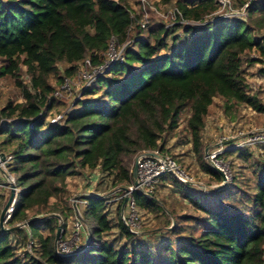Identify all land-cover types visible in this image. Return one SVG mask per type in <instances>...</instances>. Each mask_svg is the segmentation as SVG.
<instances>
[{
    "label": "trees",
    "instance_id": "1",
    "mask_svg": "<svg viewBox=\"0 0 264 264\" xmlns=\"http://www.w3.org/2000/svg\"><path fill=\"white\" fill-rule=\"evenodd\" d=\"M161 3L175 4L185 20L198 25L159 24L149 30L136 26L126 61L86 89L61 122L46 125L48 114L61 103L49 97L64 78L76 75L86 58L99 64L112 35L126 39L133 4L131 0H0V76L14 78L23 98L0 109V152L13 157L8 171L17 189L7 225H25L12 231L0 227V264H264V168L248 198V213L220 201L212 204L208 193L226 192L229 187L205 193L172 174L162 176L159 183L171 181L204 218H184L195 223L199 234L192 232L180 243L163 246L160 260L140 235L129 232L120 216L117 227L126 243L117 247L107 240L115 225L107 214V199L96 194L83 197L82 218L89 232L84 250L66 257L57 254L58 229L62 227L65 238L75 213L68 178L99 170L112 177L114 188L128 187L134 182L136 158L142 152L166 155L168 139L179 131L188 111L183 132L191 138L202 171L222 182L205 159L203 142L215 99L225 101L227 115L235 104L264 113L243 72L251 53L264 57V34H259L264 30V1L253 2L246 19L216 14L218 0ZM258 14L255 28L251 22ZM23 69L27 85L21 81ZM144 77L133 87V80ZM53 78L58 79L56 87ZM45 109L47 116H40ZM158 192V187L149 197L136 192L139 210L164 211ZM176 227L170 233L181 234ZM24 229L31 250L19 254L12 237Z\"/></svg>",
    "mask_w": 264,
    "mask_h": 264
},
{
    "label": "rangeland",
    "instance_id": "2",
    "mask_svg": "<svg viewBox=\"0 0 264 264\" xmlns=\"http://www.w3.org/2000/svg\"><path fill=\"white\" fill-rule=\"evenodd\" d=\"M257 1L260 2L261 0ZM245 2L246 0H232L234 10H241ZM131 3L135 5L137 0H131ZM258 16L259 14L251 22V25L255 28H257L255 20H257ZM158 25L155 22L152 27ZM259 34H264L263 27L259 31ZM171 43L170 37L168 40L169 46H171ZM2 65L3 61L0 60V68ZM262 70H264V57H261L257 52L251 53L248 62L244 65L243 72L246 75L250 93L257 96L264 105V74L261 72ZM145 79L144 77L133 80V87H137ZM21 81L26 85L29 83V78L24 69L22 70ZM51 83L56 87L58 85V79L53 78ZM10 100H23L22 89L14 78L0 76V109ZM70 107L71 103L61 102L49 114L46 125L61 122L63 116L71 110ZM188 117L189 113L185 111L179 131L176 135H171L168 139L165 153L176 160L180 168L191 178L190 182L196 186L197 191L208 193L213 189L222 190L229 187L226 192L208 193L209 199L213 202L212 204L218 205L220 201L234 210L248 213L251 206L248 198L255 192L257 175L264 168V144L247 145L239 149L237 146L232 147L230 145L245 142L253 132L264 131V113L257 112L244 104H235L227 115L225 113V101L221 98L215 99L206 121V128L203 131V142L206 148L205 151L207 149L224 146V148H230L234 152L233 154H225L224 156L225 164L227 169L230 170L232 177L229 183L218 181L217 178L202 171L200 162L193 151V146L190 142L191 138L186 132H183L187 126ZM222 140L226 143H222ZM240 149L243 150L244 155H241ZM8 174L11 175L7 173L4 177L0 172V216L11 194L12 184L10 185V182L12 179L8 177ZM93 176L96 178H93ZM11 177L14 178L12 175ZM222 185L225 186L221 187ZM156 187L159 189L157 193L158 200L164 202L161 205H163L165 210L162 212L141 211L140 238L153 253L154 258L160 260V252L163 246L180 243V238L186 237L192 232L195 235L199 234V231L196 232L195 230V223L190 220H184V218L201 219L204 218V214L192 203L187 201L184 193L178 190L171 181L168 180L159 183ZM67 189L70 194L72 207H74V199L89 196L88 194H99L105 197L110 196V203L107 204V214L115 225V228L112 233L106 235V238L110 242L115 243L117 247H121L126 243L125 236L121 234L117 227L119 222L118 204L111 202L115 198L114 191L116 190L112 185L111 176L102 175L99 170L93 172L82 171L79 175L68 178ZM15 190L17 192L16 188ZM172 213L176 219L172 217ZM74 217L75 213L69 220L70 228L68 229V234L63 239L70 238L75 222ZM36 218L37 220H41L39 218L42 217L39 216ZM174 226H177V231L181 234L174 235L170 233ZM22 227L24 226L22 225ZM45 234L47 235L48 232H45ZM60 237H62V232L60 233ZM28 239L25 229L19 235L12 237V243L19 254H24L27 251L30 252L31 244L28 242ZM78 242H82L83 245L89 242L87 228H85L82 239ZM65 247L68 251L75 250L72 243L66 244Z\"/></svg>",
    "mask_w": 264,
    "mask_h": 264
},
{
    "label": "built area",
    "instance_id": "3",
    "mask_svg": "<svg viewBox=\"0 0 264 264\" xmlns=\"http://www.w3.org/2000/svg\"><path fill=\"white\" fill-rule=\"evenodd\" d=\"M253 2H257V0H246L241 10H234L232 0H218L219 11L216 14L222 17L245 19L247 17V9ZM130 20V27L128 28L127 36L124 41L112 35L108 41V48L102 55L101 62L95 64L90 58H86L81 62L76 75L64 78L59 88L51 94L49 99L59 102H69L71 103V109L83 96L86 89L97 82L100 77L110 74L115 65L122 64L126 61L127 51L135 42L134 29L136 26H139L143 30H149L155 22L167 28L177 24L198 25L196 22L185 20L182 12L175 4L165 5L161 3V0H137V3L133 5ZM47 114L48 110L45 109L40 113V116H47ZM49 114L47 119L49 118ZM222 143L226 142L222 140ZM260 144H264V131L253 132L245 142L233 143L230 146H237L239 149L247 145L254 146ZM228 151H231L230 148H224V146L216 147L215 149H207V151H205L206 161L222 176L223 183L231 182L232 178L231 172L227 169L224 160V156ZM12 158V155L6 153L3 157L2 152H0V172L4 177L9 173L8 168L12 162ZM135 164L137 165V176L134 182L128 187H125L127 191L123 188H116L114 191L115 198L112 199L111 202L118 204L120 219L128 228L129 232L134 235H140L141 211L136 205L134 194L136 192H141L149 197L158 185L160 178L164 175L172 174L178 179H184L186 181H191V178L185 174L173 157L167 154L163 155L159 151L142 152L136 158ZM8 177L12 179L10 185L12 184V186H14V178L9 174ZM83 197L84 196L73 200L75 222L70 238L63 239L60 237L56 242L57 254L59 256L66 257L84 250L85 244L83 245L82 242H78L82 239V235L85 233L86 228L82 218V212L86 205V200H84ZM101 197L107 199L106 205L110 203V196ZM15 202L16 197L6 212V227L12 218ZM68 243H72L75 250H66L65 245Z\"/></svg>",
    "mask_w": 264,
    "mask_h": 264
},
{
    "label": "water",
    "instance_id": "4",
    "mask_svg": "<svg viewBox=\"0 0 264 264\" xmlns=\"http://www.w3.org/2000/svg\"><path fill=\"white\" fill-rule=\"evenodd\" d=\"M207 151V150H206ZM2 156L4 157L5 156V153H2ZM133 176H134V179L136 178L137 176V165L135 164L134 166V170H133ZM182 182H185V183H190L192 184L190 181H186L184 179H180ZM225 185H222L221 187H224ZM123 189L125 191H127V189L125 187H123ZM16 197V190H15V187L12 186L11 187V194H10V198L8 200V202L6 203L5 207L3 208L2 212H1V216H0V227L2 230L4 231H12L16 228H21V226H17L16 228H9V227H6L5 225V217H6V212L8 211V209L10 208L11 204L13 203L14 199ZM25 226V225H23ZM62 232V227L60 226L59 229H58V233H57V237H56V242L59 240L60 238V233Z\"/></svg>",
    "mask_w": 264,
    "mask_h": 264
},
{
    "label": "crops",
    "instance_id": "5",
    "mask_svg": "<svg viewBox=\"0 0 264 264\" xmlns=\"http://www.w3.org/2000/svg\"><path fill=\"white\" fill-rule=\"evenodd\" d=\"M96 171V170H95ZM93 178H96L95 176H93ZM88 195H94V194H88ZM96 195H99V194H96Z\"/></svg>",
    "mask_w": 264,
    "mask_h": 264
}]
</instances>
